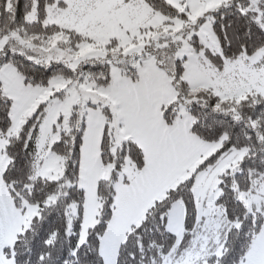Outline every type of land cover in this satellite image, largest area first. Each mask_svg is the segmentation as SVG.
Segmentation results:
<instances>
[{
  "label": "snow or ice",
  "instance_id": "6c2138e0",
  "mask_svg": "<svg viewBox=\"0 0 264 264\" xmlns=\"http://www.w3.org/2000/svg\"><path fill=\"white\" fill-rule=\"evenodd\" d=\"M0 264H264V0H0Z\"/></svg>",
  "mask_w": 264,
  "mask_h": 264
}]
</instances>
